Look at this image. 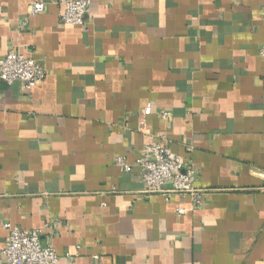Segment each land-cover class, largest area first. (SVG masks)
Instances as JSON below:
<instances>
[{"label": "crops", "instance_id": "0c3cea01", "mask_svg": "<svg viewBox=\"0 0 264 264\" xmlns=\"http://www.w3.org/2000/svg\"><path fill=\"white\" fill-rule=\"evenodd\" d=\"M56 1L0 0V53L46 70L0 81V251L4 224H50L57 264H264V0H91L83 25ZM151 142L200 207L116 165Z\"/></svg>", "mask_w": 264, "mask_h": 264}, {"label": "built area", "instance_id": "2783aa9c", "mask_svg": "<svg viewBox=\"0 0 264 264\" xmlns=\"http://www.w3.org/2000/svg\"><path fill=\"white\" fill-rule=\"evenodd\" d=\"M63 6L60 21L63 24L83 25L87 21L91 0H57ZM46 9L43 2H34L30 10L38 14ZM264 20V9H262ZM264 55V46L261 48ZM46 76L42 63L33 58H27L15 50L0 53V81L11 85L19 83L29 91L41 83ZM162 117L169 116L162 113ZM116 165L123 171H131L134 166L139 169L140 181L143 185L142 194L160 193L165 197L172 194L188 195L193 201V207L202 205L204 191L195 185L196 171L179 155L173 153L169 146L159 142H151L144 147L142 156L134 165L122 157L115 159ZM178 214H184L185 209L176 208ZM8 229V237L0 253L7 264H57L58 255L51 242H44L42 235L46 230L53 231L54 226L47 224L42 228L23 229L4 224ZM51 235V233H50Z\"/></svg>", "mask_w": 264, "mask_h": 264}]
</instances>
